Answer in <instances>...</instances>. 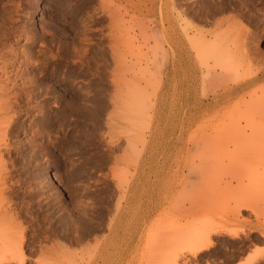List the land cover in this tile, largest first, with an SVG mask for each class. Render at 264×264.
I'll list each match as a JSON object with an SVG mask.
<instances>
[{"label": "rangeland", "instance_id": "374dc122", "mask_svg": "<svg viewBox=\"0 0 264 264\" xmlns=\"http://www.w3.org/2000/svg\"><path fill=\"white\" fill-rule=\"evenodd\" d=\"M175 1L177 4L180 2L182 5L186 4L185 6H187V3H189L191 0H185L187 3H185L184 0H182L184 3L181 0H174V3H172L171 0H0V40L2 39L0 42L3 43H0V49L1 47H4V44H6L5 47L7 46L5 50H0L3 56L6 55L5 58H7L6 62L3 59H0V78L3 80H0V86L2 83L1 87L6 86L7 88L12 83L11 85L13 87L16 81L17 83L22 82L21 86H18L21 91L22 88L25 87V85L22 86V84H25V79L28 81L35 75L36 77H39H37V79L38 81L40 80V83H42L44 90L47 85L48 88L53 90V92L50 91V93H47V95L45 94L46 96L37 95L38 97H35L27 95L33 100L30 98L28 100V97L26 96H23V99L21 98L22 100L19 101L16 110L12 111L11 113L12 115H16L15 121L19 124H17L15 126L16 129L14 128L13 130V132L16 133L14 134L12 132L10 134L11 137L9 136L12 141L17 136L19 139L16 138L15 142L17 140H19V142H16L18 145L14 142L16 147H14V145L13 147L11 146L12 149L10 152H5L3 157L4 160L7 157V159L4 161L6 163L4 165L6 168L5 170H7L5 172L6 176H4L6 177L4 180V186L10 187H6L5 189V194L9 193L8 195L2 194L0 196V205H7L10 200L12 201H10V205L8 204L9 206L7 212H1L3 218L8 214L9 215L8 217L4 218L5 221L3 220L2 222L5 223L2 225L0 224V228H2V230L6 229L7 231L14 233L15 239L12 243L13 245L22 242L24 251V255H22V257L24 258V264H160L161 262V264H170V262L174 263V261L175 264L176 262L180 264H186L188 261L186 258L189 259L191 256L186 255L187 257H185L183 254L179 255V252L175 256V253L178 250H175V252L172 251L175 248L168 240L164 241V236L162 234L166 231H174V229L176 230L180 226V223H183L185 220V218H183L185 214L184 209L186 205L188 206L193 199L202 198V196L205 198L206 194V199L209 201L210 195L213 194L211 197H213L214 203H218L217 201L219 200L214 197L215 194H220L221 196V193H223V191L220 192L221 190L232 189L234 187L233 185L238 184V181L236 182L235 180V182H233L227 188L226 183L222 181V176H220L221 179L219 178L221 180L220 184L219 180H217L219 174L224 172L222 171V169H224V166L222 165L228 167L233 163L232 159L229 158L230 161L227 159L228 153L231 150H236L237 147L238 152L241 153V150L238 146L241 148H246L251 145L258 146V148L259 146H264V135L260 136L264 134V122L263 125L259 123L262 117L261 115L264 113V105H261V107L257 106L258 104L260 105V103H262L261 101H264V87H262L264 85V77H261L252 85L244 88L243 90L241 89L238 93L224 97L219 102L215 101L216 98L214 96L216 91H223L224 87L227 85L232 86L234 83L243 82L245 79L254 76L260 70V68H264V59L260 57L256 59V56L252 55L254 52L252 51V53L250 49L252 48L253 50V46L256 47L255 45L258 44L257 47L264 51V11L262 12L260 9L259 15H254L255 18L253 15H251L252 17L247 15L249 18L246 15H240V17L239 15H236L237 10H230L231 13H229V15L226 13L224 16L214 15L213 17L208 13V15L204 13L206 11L203 10V6H205L204 3L206 0H201L202 2L200 0L199 2L198 0H194L196 3L194 2L193 4L192 2L191 5H195L197 7L199 3H202L203 5L201 6L199 4V7L201 6L202 10L197 7L195 9V11L200 10V12L198 11L200 15H198V12H194V15L189 14H193L195 6H192V12L190 11L187 13L189 15H181L180 17V13H178L180 7L178 8L176 6L175 8ZM260 2L258 4L261 6L258 4L257 5L259 8H262L264 5L261 4L263 2ZM201 12L203 13L202 15ZM248 12L253 14L254 11ZM195 13L197 15H195ZM233 14L235 16H232ZM236 16L237 18L235 19ZM238 17L239 22L237 24L236 20L238 21ZM222 18L225 22L222 21ZM215 19H218L219 21ZM240 19H242L241 22ZM231 20L235 21L232 22ZM254 32L258 35L256 36ZM247 33L254 34L255 38H258H256L258 41L252 38V34L248 35ZM223 35L226 37L224 39L222 38V40L220 37H224ZM208 36L209 38H207ZM241 36L243 37L245 41L243 42L245 44L248 42H250L248 44H251V42L254 43L255 40V45L251 44L249 46L246 44V46L244 43H241ZM248 36H250V38H248ZM238 38L240 40H237L238 42L235 41ZM196 39H207L210 40V42L213 40V42H215L217 40L215 42V46L218 44V42L219 44L216 48H219V45L221 47L223 44V47L225 46V48L228 47L230 49L229 52H231V55L235 53L233 57L230 58L232 61L236 60L234 63L235 65L232 64L233 73L227 71L229 76H225L223 73L226 74V72L222 71L221 73L220 67H218L216 71L214 69H209V67L212 68V65L206 62V58L202 59L198 54L199 52L196 51L197 48L194 47L196 46ZM218 39H221L222 43H220ZM236 43L238 44L236 45ZM240 48H242L243 51L240 52ZM39 49H41V51ZM43 49L45 52H43ZM242 52H245L246 56L245 53L243 54ZM35 53L38 54V57L41 56L39 58L40 60H38V57L35 56ZM31 54L33 57L30 56ZM113 54L116 58L112 56ZM239 54H243L245 60H243V58L241 59ZM174 55L175 61H173ZM30 57L32 60L34 59L35 63L30 59ZM200 58L203 61L202 63ZM238 59L240 61H237ZM7 61L9 63L6 65ZM4 64L7 66L6 69H4ZM115 65L117 67H115ZM1 67L4 70L2 69L1 71ZM42 67H45L46 69H43ZM236 69L238 70L236 71ZM43 70H45L44 73H42ZM234 74L236 76H234ZM115 77L118 80H116ZM236 78H240V80L237 81ZM20 79H23L24 81H21ZM7 80L12 81L9 83ZM113 82L117 83L115 85L116 88L118 86V90L115 89ZM6 83H8V85H6ZM80 90L83 92V94L86 92L84 96ZM89 91L91 94L88 96ZM77 92L78 94L80 93V96L82 95L81 98ZM51 93H53V95H51ZM116 94L124 99L121 100V98L117 97ZM131 94H136L138 102L141 103H139L141 106L138 105L135 111L136 120L133 124H130L125 118L128 110H126L127 106L123 104L124 102H127L124 100H127ZM113 95H116L114 96L115 98ZM0 97L4 98L5 96L0 95ZM44 98L46 99L45 101ZM48 98L51 100L47 101ZM113 98L114 100L118 98L119 102L118 99L113 102ZM36 99L37 102H35ZM70 100H76L77 102H71ZM20 102L22 104H20ZM38 102L42 103V106L40 103L38 104ZM116 102H118L117 106L115 105ZM35 104L38 106L40 105L39 108L43 109L39 111L40 109L37 108L38 106ZM142 104L144 105L142 106ZM249 104H252L251 107ZM24 105L26 108H28L27 105H29V108L31 109L24 108L25 110L23 111L21 107H25ZM48 105L50 107L52 106V110ZM111 105L113 106L112 109ZM115 106L120 108V111L119 109L115 108ZM235 106L236 108L234 109ZM237 106L238 110L237 112L235 111L236 113H234V110L237 109ZM246 106H248L249 109ZM45 107L49 108L50 110H46ZM245 107L247 108V112H244ZM257 107L258 111L262 110L263 112L257 113ZM250 108L255 112H253V115H251L252 111ZM17 109L19 112H17ZM98 109L100 110L99 112H97ZM30 110L32 111L29 113ZM229 110L230 112L232 111L234 115L230 114V116H232L230 117L231 119H226L225 117H228L226 114L229 112ZM241 110H243L242 114L239 113ZM38 111L39 113H42L38 114ZM112 111L114 112L112 113ZM13 112L15 113L13 114ZM104 112L106 114L110 112L109 114L113 115L110 116L107 114L108 116L106 117ZM115 112L117 114H114ZM72 113L75 114V116ZM81 113H83L82 116H79ZM84 113L87 116L84 115ZM238 113L240 116L236 115ZM246 113L248 114L246 115ZM33 114L35 115V118H33ZM65 114L66 118L63 117ZM71 114L72 116H70ZM114 115L116 117H114ZM241 115L244 116L243 120ZM112 116L115 119L117 118L116 121L118 124H121H117L119 128H115L111 124L110 125L112 128H110V125L108 127V120H110ZM117 116H120L121 119ZM233 116H235V119ZM18 117H20V119ZM47 117L51 122H49ZM81 117H83L82 120ZM220 117L222 119L224 118L225 120L221 119L220 121ZM236 117H239V122ZM64 118L65 121H63ZM44 119H47V121ZM60 119H62V121ZM105 120H107V123ZM235 120L236 124L237 122H241V126L245 123L243 126L245 131L238 133L233 129L234 137L232 139L228 138L227 140H229V142H227V140H225L227 134L225 137L223 136V132H225L227 129L223 132L221 130L231 126ZM244 120H247V122ZM27 122H29L30 125L27 124ZM256 122L259 125H257ZM59 123L63 124L64 127ZM75 124L77 127H79V130L76 126L75 128L72 126ZM67 125L68 127L71 125L70 128H68ZM66 127L68 128V131ZM33 129L39 130L34 131ZM111 129L114 132L117 131V134ZM50 131L53 133L55 132V136H53L54 134L52 135ZM22 132L24 133L22 134ZM32 132L34 134H32ZM86 132L89 136L86 135ZM235 132L237 134H235ZM30 133L34 136L33 139L36 138V144L35 141H33L34 143L30 142L32 141V136ZM42 133L44 135H42ZM78 133H80L79 137L77 135ZM220 133L222 134L223 139H220ZM226 133H228V130ZM28 134L30 136H28ZM214 134L217 136V139L223 140L227 143L216 140V136ZM233 134L231 135L233 136ZM102 135H105V137ZM110 135L111 137H109ZM133 136L135 143L133 144L134 146H131L130 139ZM211 137L213 138V142L211 139L212 143L209 142ZM258 137L261 139L255 140ZM61 138L62 141H60ZM82 138H84L83 141ZM27 139L30 143L27 141ZM53 140H55V142ZM207 140H209L208 142L213 146L208 144V142L207 144L203 143ZM65 141H67V143ZM117 141H119L118 143H122V145L118 144ZM197 141H200L201 144L198 142L197 148H195L194 146H196L195 143ZM21 142L25 144H22ZM41 142L45 147H40L42 146L40 145ZM107 142L112 144L110 145ZM223 143L224 145H222ZM116 144L118 147H121L123 151L125 150V153H123L120 148L115 146ZM108 145H110V149H113L110 150ZM113 145L114 147H112ZM199 145H201V147ZM214 145H216V148ZM219 145L222 146L220 147L222 148L223 152L220 151L221 149H218L219 147L217 146ZM64 146L67 147L65 148ZM133 147L135 149H133ZM232 147L233 149H231ZM15 148H18L20 151ZM41 148L44 149V151ZM130 148L133 149V151H131ZM209 148H211L210 150L214 148L216 150H212L215 151L212 152V154L210 151V154L208 153V155L206 153L209 151ZM225 148H227V152L225 151ZM66 150L70 152L67 153ZM218 150L219 152H217ZM29 151H32L33 154L31 155ZM41 151L43 152L41 153ZM16 153L18 154L19 158L17 157ZM25 153L28 155H25ZM8 154L10 155V159ZM254 154V161L252 162L253 165L251 164L252 166L248 167L247 169H243L245 179L241 181V184H248L247 186L249 187V192L252 190V192L255 194V197L258 196V198L262 197V199H264V156H262L261 152H257V149ZM34 155H36V157H34ZM212 155H214V157ZM29 157L33 159L30 160ZM216 157L218 159H216ZM12 158L13 161H11ZM219 158L220 160L223 159L224 162L223 160L220 161ZM42 159L44 160L42 161ZM214 159H216V162L213 161ZM233 161H235V159H233ZM10 162H13V165ZM210 162L213 165L209 166L208 164H210ZM221 162L224 164H221ZM28 163L33 164H31V166L28 165ZM207 166L210 169L214 167L212 172L210 171L211 173H213V171L215 172L216 170L219 173L220 169H218L217 166L222 167V172L219 174L214 173L216 175L213 174V177H216L213 179H216V182H218L215 185L218 184L217 187H219V189V185H221V190L218 191V188L216 190V186L213 187L214 183L211 182L214 181L210 175L211 173L208 171L210 169ZM12 167L14 169L10 170ZM190 167H195L194 170H196L197 173L200 171L198 173L200 177H198V174H196V172ZM232 168H234V170ZM232 168L226 169H230L233 172H236V170L239 169L238 167H235V165ZM113 175L116 176L114 177ZM117 176H120L123 180L122 188H120L118 185V179L116 180ZM113 177L116 181L113 179ZM7 189L14 190L15 192L10 190L12 192V194H10L11 192ZM228 190L224 192L229 194ZM93 192H95L96 195ZM41 193H47V195H43ZM207 193L210 195H207ZM120 195L122 198V212L119 215L117 222L119 233L116 236V239L110 241V244L103 255L101 257H97L94 262V255H91L93 253L90 252L94 250L91 247H95L96 238L105 237L106 235L108 236L110 234L107 228L108 226H106L108 225V222L106 224V221H109V219L105 218L106 221L102 224L100 219L97 218L99 217V206L102 207L103 204V206H106V204H112V206H114L117 198H119ZM224 195L225 194H223V196ZM4 197H6V199ZM106 197L108 198L106 199ZM216 197L219 198L218 196ZM222 197L219 198L220 202L223 201V199L227 201L226 197ZM96 199L97 201H95ZM91 201L93 202L94 206L91 204ZM100 201L102 205H100ZM225 201H223V204H227ZM209 202L205 203L206 212L203 211L205 213L199 212L196 214L194 216L195 220L197 218V221L201 220L202 217H206V215H215L218 213L224 214V212L229 213L235 209L233 205L231 207V204L229 206L227 205L225 207L223 206L219 208L218 206H215L216 203L214 204L213 202H210L214 205V210L213 208L210 210L208 207L210 205ZM261 202L258 206H256V214L249 210H242L239 220L234 219L230 223L229 226L231 229L229 230H232L231 232L241 230L242 228L244 229V231L242 229L243 232L241 231L238 236H232L228 233H222L216 236V239L214 238L216 241L215 247L212 248L210 252L207 251L208 253H205L204 258L200 259L199 263L197 264H238L257 254H262V257L253 264H264V237L261 236V233L258 230L259 226L264 227V201L262 203ZM220 204L222 205V202ZM61 205H63L65 208H62ZM80 206H82V208ZM84 207L87 209L90 207V210L86 209V213ZM15 208L17 212L14 211ZM81 209L83 211V215H81ZM57 210H60V212ZM66 210L70 211V215H68L69 213ZM15 212L18 215H16ZM92 214H94V216ZM56 215L58 217H56ZM76 215L78 217L80 216L79 219H75L77 218ZM158 215L159 217L161 215L163 219L162 222L164 223L161 221V224L160 222L151 223L150 218H156ZM14 216H17L18 219ZM86 216L89 219L91 218L92 225L87 223L88 218ZM164 216L166 218H163ZM59 217L62 220H60ZM92 218H95V220H92ZM56 219H58V223L55 222ZM240 220L243 222L240 223ZM75 221H78L79 228L76 227L78 226V223ZM81 221L83 222L80 223ZM14 223H17L16 226H14ZM4 225L5 227H2ZM53 225H55V227H53ZM60 227L63 228V233ZM91 227L93 228V231L90 230ZM77 228V232L79 231L78 233L80 236L75 232ZM56 230H59V233H57L58 231ZM72 231L74 232L72 233ZM155 231H157V233ZM69 232H71V234H69ZM88 232H90V234ZM18 233L19 241L16 239ZM97 233L99 236H97ZM102 233L104 235H102ZM156 234H159L156 236V239L158 240L153 237ZM68 235H71V237ZM72 235H74V237L75 235L76 237L78 236L77 238L80 240H78L76 237L75 238L79 242H77ZM88 235H92V237H88ZM71 238H74V241H72ZM89 238H91L90 241ZM150 239L152 241H150ZM147 240L150 241V244H147ZM164 242L170 244L164 246ZM151 243L152 247L155 248H153V252H150L151 249L148 248ZM24 245L26 246L24 247ZM172 247L173 249H170ZM170 251L172 252L171 255ZM148 252H150L152 256L151 254H149L150 257L146 256L148 255ZM176 257L178 259H176ZM12 259L10 257L8 261L4 260L3 263L0 261V264H19L20 258L14 257ZM5 261H7V263Z\"/></svg>", "mask_w": 264, "mask_h": 264}, {"label": "bare ground", "instance_id": "6f19581e", "mask_svg": "<svg viewBox=\"0 0 264 264\" xmlns=\"http://www.w3.org/2000/svg\"><path fill=\"white\" fill-rule=\"evenodd\" d=\"M128 1V0H127ZM182 1V0H181ZM185 1V0H184ZM188 1H190V0H188ZM201 1V0H200ZM263 2L264 3V0H206L205 1V3H204V5L205 6H203L202 5V3L200 4L201 6H203L204 7V11H206V12H204L206 15H210V16H213L214 17V15H225L226 13H228L227 15H229V13H231V11L230 10H237V13H236V15H250V17H252L251 15H253V17L255 18V16L254 15H259V10L260 11H264V6L262 7V8H259L258 7V3L259 2ZM171 2L172 3H174V0H171ZM176 2V1H175ZM183 2V1H182ZM192 2H193V4H194V0L192 1H190L189 3H187L186 1H185V3H187V6H185V5H182V3H180V2H178V4H177V2H176V5H175V8H176V6L179 8V12L178 13H180V17H181V15H186L188 12H192V10H191V7L193 6V5H191L192 4ZM198 2H199V0H198ZM197 2V3H198ZM202 2V1H201ZM260 2V3H261ZM184 3V2H183ZM196 3V2H195ZM263 3H261L262 5H264ZM199 4H198V7L197 6H195V8H194V10H193V14H191V13H189L190 15H194V12H200V10H202V8H201V6L199 7ZM258 4V5H257ZM173 5V4H172ZM18 6V5H17ZM193 6V7H194ZM259 6H261V5H259ZM196 7L197 8H200V10H198V11H195V9H196ZM205 7H206V9H205ZM174 8V7H173ZM193 9V8H192ZM124 11V10H123ZM126 11V10H125ZM178 11V10H177ZM228 11H230V12H228ZM248 11H254L253 12V14H251V13H249ZM199 12H198V15H200L199 14ZM123 13V12H122ZM127 13V12H126ZM126 13H125V15H126ZM208 13V14H207ZM235 13V12H234ZM189 14H187V15H189ZM203 13L201 12V15H202ZM262 14V13H261ZM5 15V14H4ZM122 15H124V14H122ZM195 15H197L196 13H195ZM263 15H264V13H263ZM232 16H235L234 14L232 15ZM110 17V16H109ZM113 17V16H112ZM241 17V16H240ZM245 17V16H244ZM248 17V16H247ZM260 17V16H259ZM226 18V17H225ZM224 18V19H225ZM229 18V17H228ZM232 18V17H231ZM237 18V16L235 17V19ZM249 18V17H248ZM257 18V17H256ZM185 19V18H184ZM233 19V18H232ZM250 19H252V18H250ZM250 19H249V21H250ZM114 20V19H113ZM215 20H218V19H215ZM221 20V19H220ZM241 20L242 19H240V22H241ZM248 20V19H247ZM255 20V19H254ZM254 20H252V21H254ZM257 20V19H256ZM259 20V19H258ZM262 20V19H261ZM219 21V20H218ZM222 21H223V18H222ZM230 21V20H229ZM232 21V20H231ZM235 20H233L232 22H234ZM223 22H225V21H223ZM222 22V23H223ZM238 22H239V17H238V21L236 20V23L238 24ZM258 22V21H257ZM260 22V21H259ZM186 23H188V22H186ZM214 23V22H213ZM220 23V22H219ZM250 23V22H249ZM113 24V23H112ZM218 24V23H217ZM228 24V23H227ZM230 24V23H229ZM233 24V23H232ZM252 24V23H251ZM225 25V24H224ZM241 25V24H240ZM114 26V25H113ZM232 26V25H231ZM227 27H230V26H227ZM233 27V26H232ZM231 27V28H232ZM16 28V27H15ZM230 28V29H231ZM240 29V28H239ZM238 29V30H239ZM17 31V30H16ZM22 31V30H21ZM223 31V30H222ZM235 31H237V30H235ZM234 31V32H235ZM224 32V31H223ZM241 32H243V31H241ZM244 33H246V32H244ZM248 34V33H247ZM249 34H252V33H249ZM248 34V35H249ZM254 34H255V32H254ZM254 34H252L253 36H254ZM16 35V34H15ZM244 35V34H243ZM256 36L258 35V34H255ZM117 36V35H116ZM198 36V35H197ZM219 36V35H218ZM221 36V35H220ZM224 36V35H223ZM251 36V35H250ZM250 36H248V38H250ZM252 36V38H254L255 40H256V38H255V36L253 37ZM226 36H224V37H220L221 39L223 38H225ZM247 37V36H246ZM262 37V36H261ZM1 38V37H0ZM116 38V37H115ZM206 38V37H205ZM207 38H209V36L207 37ZM214 38V37H213ZM218 38V37H217ZM251 38V39H252ZM211 39V38H210ZM219 40L220 41V43H222V40ZM240 39H242L241 40V43H244L245 41H244V39H243V37L241 36L240 37ZM239 38L238 39H236L235 41H237V40H240ZM247 39V38H246ZM258 39V38H257ZM2 40V39H1ZM0 40V41H1ZM5 40V39H4ZM228 40V39H227ZM254 40V43L253 42H251V44H254L255 45V42L256 41H258V40H256L255 41ZM114 41H116V40H114ZM214 41V40H213ZM210 42V40H207V39H205V40H203V39H196V41H195V44H196V46H194V47H196L197 48V52H199L198 54H199V56L202 58V59H204V58H206L207 60H206V62L207 63H210L211 65H212V68L211 67H209V69H214L215 71L217 70V68L218 67H220L221 68V73H222V71L223 72H226V74L225 73H223V75H225V76H229L228 74L229 73H227V71H230V73L232 72V69H233V65L232 64H234L235 63V61H232V59H230L231 57H233V55L235 54L234 52V54H232L231 55V52H229L230 51V49L228 48V47H226L225 48V46L223 47V44L221 45V47H220V45H219V48H216L217 47V45L219 44V42H218V44L215 46V42L217 41H215V42ZM225 41H226V39H225ZM244 41V42H243ZM248 41V40H247ZM253 41V40H252ZM41 42V41H40ZM238 42V41H237ZM1 43V42H0ZM5 43V42H4ZM28 43V42H27ZM35 43V42H34ZM42 43V42H41ZM46 43V42H45ZM224 43V42H223ZM235 43V42H234ZM234 43H233V45H234ZM248 43H250V42H248ZM248 43H246L247 45H251V44H248ZM1 44H3V43H1ZM1 44H0V46H1ZM226 44V43H225ZM232 44V43H231ZM238 43H236V45H237ZM245 44V43H244ZM245 44V45H246ZM5 45L6 44H4V47L2 48L1 47V49H4L5 50V48L7 47H5ZM29 45V44H28ZM44 45V44H43ZM194 45V44H193ZM229 45V44H228ZM232 45V46H233ZM243 45V44H242ZM246 45V46H247ZM258 45V44H257ZM257 45H255L256 47H254L253 45V50H252V48H250L251 49V52L253 53L252 55H254V56H256V59L258 58V57H260V58H262V59H264V51L263 50H261L260 48H258L257 47ZM115 46V45H114ZM227 46V45H226ZM244 46V45H243ZM249 46H248V48H249ZM245 47V46H244ZM32 48V47H31ZM46 48V47H45ZM112 48H113V46H112ZM117 48V47H116ZM255 48V49H254ZM0 49V50H1ZM111 49V48H110ZM115 49V48H114ZM232 49V48H231ZM237 49V48H236ZM245 49V48H244ZM250 49H249V51H250ZM28 50V49H27ZM40 51H41V49H39ZM113 50V49H112ZM112 50H111V53H112ZM118 50V49H117ZM199 50V51H198ZM25 51V50H24ZM37 51H38V49H37ZM232 51V50H231ZM234 51V50H233ZM241 51H243L242 50V48H240V52ZM248 51V52H249ZM2 52H3V50H2ZM6 52V51H5ZM43 52H45L44 51V49H43ZM116 52V51H115ZM247 52V53H248ZM7 53H8V51H7ZM30 53H32V52H30ZM243 54L245 53V52H242ZM5 54V53H4ZM32 54H34V53H32ZM30 55V56H32L33 57V55ZM38 54H39V52H38ZM38 54H36L35 53V56H37ZM198 54H197V56H198ZM243 54H239L240 56H241V59L243 58V60H245L244 58V56H243ZM249 54V53H248ZM251 54V53H250ZM40 55V54H39ZM6 56V55H5ZM5 56H3V54L0 52V59H3L5 62H6V60H7V58H5ZM9 56V55H8ZM26 56V55H25ZM34 56V57H35ZM112 56H114V54L112 55ZM198 56V57H199ZM237 56H238V54H237ZM243 56V57H242ZM245 56H246V53H245ZM253 56V57H254ZM38 57V56H37ZM41 57V56H40ZM40 57H38V60H40L39 58ZM46 57V56H45ZM51 57V56H50ZM115 57V56H114ZM250 57V56H249ZM42 58H44V57H42ZM116 58V57H115ZM200 58V59H201ZM30 59L32 60V58L30 57ZM119 59V58H118ZM202 59L200 60L201 61V63L203 62L202 61ZM239 59H240V57H239ZM237 60V61H240V60ZM36 60H37V58H36ZM43 60V59H42ZM48 60V59H47ZM51 60V59H50ZM261 60V59H260ZM2 61V60H1ZM11 61H12V59H11ZM32 61H34V59L32 60ZM122 61V60H121ZM173 61H175V55H174V57H173ZM242 61V60H241ZM15 62V61H14ZM36 62H38V61H36ZM44 62H45V60H44ZM48 62V61H47ZM118 62H120V61H118ZM118 62H115V63H118ZM2 63V62H1ZM9 62L7 61V63H6V65L8 64ZM34 63H35V61H34ZM40 63V62H39ZM46 63V62H45ZM204 63H205V61H204ZM244 63V62H243ZM264 63V62H263ZM242 64V63H241ZM5 64H4V69H6L7 68V66H6ZM38 65V64H37ZM207 65H209V64H207ZM235 65V64H234ZM6 66V67H5ZM35 66V65H34ZM237 66V65H236ZM238 66H239V64H238ZM243 66V65H242ZM115 67H117L116 65H115ZM119 67H120V65H119ZM241 67V66H240ZM262 67V66H261ZM34 68V67H33ZM43 69L45 68V67H42ZM236 68V67H235ZM239 68V67H238ZM2 67H1V71H2ZM3 69V70H4ZM46 69V68H45ZM115 69V68H114ZM42 70V69H41ZM40 70V71H41ZM238 69H236V71H237ZM44 71L45 70H43V72L42 73H44ZM5 72H6V70H5ZM5 72H3V73H5ZM239 72H240V70H239ZM238 72V73H239ZM2 73V74H3ZM9 73V72H8ZM39 73V72H38ZM233 73V72H232ZM236 73V72H235ZM112 74V73H111ZM115 74V73H114ZM233 75V74H232ZM234 76H236L235 74H234ZM1 77V76H0ZM3 77V76H2ZM7 77H8V74H7ZM38 77V76H37ZM37 77L34 75V77H31L32 79H29L28 81H26L27 79H25V81H24V83L25 84H22V86H24L25 85V87H23L22 88V90L20 91V89L18 88V86H21V83H17V81L15 82V84L13 85V87H12V83H11V81H9V80H7L9 83H11L10 85H11V87H10V85L8 86V87H10V88H6V86H4V87H1L2 86V83H1V86H0V95L2 96V95H4L5 97L4 98H1L0 97V196L2 195V194H5L6 193V187H10V186H4V184H5V178L6 177H4V176H6L5 175V172L7 171V170H5L6 168H5V160L7 159V157L5 158V160H4V155H5V152H10V150L12 149V147H13V145H14V147H16L15 146V143L16 142H19V140H17L16 142H15V139L17 138V136H16V138H14V140L12 141V139L10 138L11 136H10V134L13 132V130H14V128H15V126L17 125V124H19V123H17L16 121H15V119H16V115L14 114L15 112H13V114L14 115H12L11 113H12V111H14V110H16V107L18 106V104H19V101L20 100H22L23 98V96H26V97H28L27 95H31V96H37V95H44V96H46L47 95V93H50V91H52L53 92V90H51V88H48V85H47V87L45 88V90H44V87H42V83H40V80L38 81V79H37ZM41 77V76H40ZM117 77V76H116ZM115 77V78H116ZM238 77V76H237ZM241 77V76H240ZM261 77H264V68H260V70L254 75V76H252L251 78H248V79H245L243 82H238V83H234V85H232V86H228L227 84V86L226 87H224V89H223V91L221 90V91H216V93H215V101L216 102H219L221 99H223L224 97H226V96H231L232 94H234V93H238L241 89L243 90L244 88H246V87H248V86H250V85H252L254 82H256L258 79H260ZM10 78V77H9ZM30 78V77H29ZM39 78V77H38ZM120 78V77H119ZM6 79V78H5ZM5 79H4V81H5ZM16 79V78H15ZM41 79V78H40ZM114 79V78H113ZM234 79V78H233ZM237 79V78H236ZM0 80L1 81H3L1 78H0ZM21 80V79H20ZM21 80V81H22ZM75 80V79H74ZM116 80H118L117 78H116ZM238 80H240V78L239 79H237V81ZM83 81V80H82ZM120 81V80H119ZM42 82V81H41ZM75 82V81H74ZM96 82V81H95ZM13 83H14V80H13ZM43 83H44V81H43ZM86 83V82H85ZM114 83V85L115 84H117V83H115V82H113ZM17 84H19V85H17ZM26 84H27V86H26ZM6 85H8V83H6ZM43 85H45V84H43ZM52 87V86H51ZM54 87V86H53ZM75 87V86H74ZM115 87V89H117L118 88V86H117V88H116V85L114 86ZM262 87H264V85L262 86ZM18 88V89H17ZM21 88V87H20ZM57 89V88H56ZM102 89V88H101ZM128 89V88H127ZM91 90V89H90ZM118 90V89H117ZM116 90V91H117ZM81 91V90H80ZM115 91V92H116ZM131 91V90H130ZM59 92V91H58ZM76 92V91H75ZM79 92V91H78ZM78 92H77V94H78ZM131 92H133V91H131ZM61 93V92H60ZM81 93L83 94V92L81 91ZM86 93V92H85ZM84 93V94H85ZM88 93V92H87ZM114 93V92H113ZM120 93V92H119ZM134 93V92H133ZM46 94V95H45ZM55 94V93H54ZM80 94V93H79ZM78 94V95H79ZM84 94H83V96H84ZM91 93H90V91H89V94H88V96L90 95ZM115 94V93H114ZM51 95H53V93H51ZM63 95V94H62ZM77 95V96H78ZM110 95H112V94H110ZM117 95V97H120V96H118V94H116ZM116 95H113V97L114 96H116ZM43 96V97H44ZM76 96V97H77ZM82 96V95H81ZM81 96L79 95V97L81 98ZM86 96V95H85ZM38 97V96H37ZM51 97V96H50ZM54 97H56V96H54ZM92 97V96H91ZM93 97H94V95H93ZM97 97V96H96ZM111 97V96H110ZM127 97V96H126ZM22 98V99H21ZM29 98L30 97H28V100H29ZM34 98V97H33ZM40 98V97H39ZM85 98V97H84ZM84 98H83V100H84ZM115 98V97H114ZM114 98H113V102L114 101H116L118 98H116V100H114ZM121 98V97H120ZM25 99V98H24ZM30 99H32V98H30ZM35 99V98H34ZM38 99V98H37ZM37 99H36V101L35 102H37ZM63 99V98H62ZM61 99V100H62ZM67 99V98H66ZM72 99V98H71ZM75 99V98H74ZM86 99V98H85ZM88 100H90L89 98H87ZM91 99H94V98H91ZM124 99V98H123ZM122 98H121V100H123ZM27 100V99H26ZM33 100V99H32ZM38 100H40V99H38ZM46 99L44 98V101H45ZM51 100V99H50ZM49 100V98H48V100L47 101H50ZM82 100V101H83ZM104 100V99H103ZM225 100V99H224ZM24 101V100H23ZM53 101V100H52ZM59 101V100H58ZM57 101V102H58ZM71 101V100H70ZM70 101H69V103H70ZM73 101V100H72ZM71 101V102H72ZM76 101V100H75ZM75 101H73V102H75ZM80 101V100H79ZM124 101H127V102H124ZM122 103L123 104H125L126 106H127V109L126 110H128V113H127V115H126V119L129 121V123L130 124H133L134 122H135V120H136V109H137V106L139 105V106H141L140 104V102H138V98H137V96H136V94H131V95H129V97L127 98V100L125 99ZM22 102V101H21ZM20 102V104H22ZM28 102V101H27ZM41 102V101H40ZM40 102H38V104L40 103ZM77 102V101H76ZM84 102H85V100H84ZM83 102V103H84ZM91 102H92V100H91ZM118 102H119V99H118ZM118 102H116V106H117V103ZM262 103H260V105L258 104L257 106L258 107H261V105L263 106L264 104H263V102L264 101H261ZM34 103V102H33ZM32 103V104H33ZM82 103V102H81ZM87 103V102H86ZM100 103V102H99ZM140 103V104H139ZM24 104V103H23ZM31 104V103H30ZM41 104V106H42V103H40ZM44 104V103H43ZM52 104H53V102H52ZM121 104V103H120ZM119 104V105H120ZM35 105H37V104H35ZM50 105V104H49ZM48 105V106H49ZM55 105H56V103H55ZM58 105V104H57ZM84 105H86V104H84ZM87 105H88V103H87ZM114 105V104H113ZM144 104H142V106H143ZM250 105V107H251V105L252 104H249ZM248 105V106H249ZM25 106V105H24ZM28 106V108H26V106L25 107H21V109H23V111L25 110V109H31V108H29V105H27ZM38 106V105H37ZM40 106V105H39ZM39 106L37 107V108H39ZM78 106V105H77ZM90 106V105H89ZM115 106V108H117ZM248 106H246V107H248ZM33 107V106H32ZM50 107V106H49ZM52 107V106H51ZM51 107H50V109H51ZM56 107V106H55ZM74 107V106H73ZM88 107V106H87ZM95 107V106H94ZM112 105H111V109H112ZM245 107V111L244 112H247L246 111V108ZM258 107L256 108V110H257V113H261V112H263L262 110L261 111H258ZM264 107V106H263ZM20 108V107H19ZM25 108V109H24ZM36 108V107H35ZM46 108V107H45ZM69 108V107H68ZM89 108V107H88ZM236 108V106L234 107V109ZM242 108V107H241ZM21 109H20V111H21ZM40 110L39 111H41L42 109L41 108H39ZM47 109H49V108H46V110ZM49 109V110H50ZM57 109V108H56ZM55 109V110H56ZM75 109H76V105H75ZM83 109H84V107H83ZM91 109V108H90ZM114 109V108H113ZM117 109H119V111H120V108H117ZM141 109V108H140ZM232 109V108H231ZM230 109V110H231ZM248 109H249V107H248ZM251 109V108H250ZM262 109V108H261ZM18 110V109H17ZM52 110V109H51ZM54 110V109H53ZM74 110V109H73ZM85 110H86V106H85ZM89 110V109H88ZM102 110V109H101ZM116 110V109H115ZM230 110H229V112L226 114V115H228V117L226 116L225 118L226 119H231L230 117H232V116H230V114L232 115L233 114V112L231 111L230 112ZM237 110H238V106H237V109L236 110H234V113H236L237 112ZM255 110V111H256ZM28 111V110H27ZM32 110H30L29 111V113L31 112ZM39 111H38V114H41L42 112H40L39 113ZM59 111H61V110H59ZM58 111V112H59ZM80 111V110H79ZM83 111V110H82ZM100 110L98 109L97 110V112H99ZM236 111V112H235ZM251 111H252V114L251 115H253L255 112L253 111V109H251ZM17 112H19V110L17 111ZM22 112V111H21ZM36 112V111H35ZM46 112H48V111H46ZM69 112V111H68ZM71 112H73V111H71ZM70 112V113H71ZM81 112V111H80ZM80 112H78V113H80ZM85 112V111H84ZM96 112V111H95ZM114 111H112V113H113ZM239 112V111H238ZM242 112H243V110H241V112H239V113H241L242 114ZM254 112V113H253ZM49 113V112H48ZM51 113V112H50ZM54 113H55V111H54ZM69 113V114H70ZM87 113V112H86ZM103 113V112H102ZM105 113V112H104ZM110 113V112H109ZM109 113H107V114H109ZM126 113V112H125ZM236 114L237 116H240V114ZM27 114V113H26ZM36 114H37V112H36ZM59 114H60V112H59ZM58 114V115H59ZM73 114V113H72ZM72 114L70 115V116H72ZM77 114V113H76ZM82 114L83 113H81V115H79V116H82ZM95 114V113H94ZM97 114V113H96ZM106 114V113H105ZM106 114V117L108 116ZM114 114H117L116 112L114 113ZM244 114V113H243ZM248 113H246V115H247ZM264 114V113H263ZM258 115V116H260L261 117V120H260V124H262L263 125V122H264V115ZM17 115L19 116V114L17 113ZM32 115V114H31ZM45 115V114H44ZM48 115V114H47ZM56 115H57V113H56ZM74 116H75V114H73ZM84 115H86L85 113H84ZM110 116L111 115H113V114H109ZM234 115V114H233ZM235 115V116H236ZM245 115V116H246ZM257 115V114H256ZM30 116V115H29ZM38 116V115H37ZM36 116V117H37ZM43 116V115H42ZM77 116H78V114H77ZM87 116V115H86ZM120 116H123V115H120ZM119 116V117H120ZM235 116H233V118L235 117ZM242 116V115H241ZM27 117V116H26ZM60 117V116H59ZM63 117H65L66 118V114H65V116H63ZM101 117V116H100ZM114 117H116L115 115H114ZM118 117V116H117ZM118 117V118H119ZM19 119H20V117H18ZM32 118V117H31ZM33 118H35V115L33 114ZM38 118V117H37ZM43 118V117H42ZM46 118V117H45ZM48 118V117H47ZM53 118V117H52ZM58 118V117H57ZM65 118H64V120L63 121H65ZM82 118L83 117H81V120H82ZM112 118H113V116H112ZM110 119V120H108L109 122V124L107 123V120H105L106 121V123H107V125H108V127H109V125L111 124L113 127H117V128H119L118 126H117V124H118V122L116 121V119L115 118H113V119ZM237 118V120H238V122H239V117H236ZM241 118V117H240ZM243 118H244V116H242V120H243ZM247 118V117H246ZM51 119V118H50ZM68 119V118H67ZM120 119H121V117H120ZM221 117H220V121H221ZM224 119V118H223ZM222 119V120H223ZM235 119V118H234ZM248 119H250V118H248ZM247 119V120H248ZM21 120H22V118H21ZM28 120V119H27ZM44 120H46L47 121V119H44ZM48 120H49V118H48ZM61 121H62V119H60ZM72 120H73V118H72ZM225 120V119H224ZM247 120H244V121H246L247 122ZM19 121V120H18ZM26 121V120H25ZM38 121V120H37ZM40 121H42V120H40ZM54 121V120H53ZM52 121V122H53ZM57 121V120H56ZM58 121H59V119H58ZM70 121H71V119H70ZM240 121H241V119H240ZM258 121V120H257ZM35 122V121H34ZM39 122V121H38ZM49 122H51L50 120H49ZM68 122V121H67ZM75 122V121H74ZM218 122V121H217ZM237 122V124H236V120L231 124V126H229V127H227V128H225L224 130L222 129L221 131L223 132V131H225L226 129L228 130V133H226V131L225 132H223L224 133V137L226 136V134H227V137H225L224 139L225 140H227L228 138H230V139H232L233 137H234V131H233V129L236 131V132H243V131H245V128H243V126L245 125V123H244V125H240V123H238ZM41 123H43V122H41ZM64 123V122H63ZM257 123V122H256ZM26 124V123H25ZM27 124H29V122H27ZM32 124V123H31ZM44 124V123H43ZM47 124V123H46ZM45 124V125H46ZM59 124H61V123H59ZM68 124V123H67ZM70 124V123H69ZM77 124V123H76ZM76 124L75 125H72V126H74V128H75V126H76ZM141 124V123H140ZM30 125V124H29ZM54 125H55V122H54ZM62 126H63V124H61ZM66 125V124H65ZM111 125H110V128H112L111 127ZM118 125H121V124H118ZM123 125V124H122ZM143 125V124H142ZM240 125V126H239ZM257 125H259L258 123H257ZM22 126V125H21ZM26 126H28V125H26ZM33 126V125H32ZM48 126V125H47ZM52 126V125H51ZM58 126H60V125H58ZM70 126L71 125H69V127H68V125H67V127L68 128H70ZM81 126V125H80ZM233 126V127H232ZM29 127V126H28ZM31 127V126H30ZM34 127V126H33ZM36 127H38V126H36ZM45 127V126H44ZM64 127V126H63ZM66 127V128H67ZM77 127V126H76ZM83 127V126H82ZM21 128V127H20ZM19 128V129H20ZM22 128H23V126H22ZM26 128V127H25ZM32 128V127H31ZM35 128V127H34ZM46 128V127H45ZM50 129H52L51 127H49ZM68 128H67V131H68ZM78 128V130H79V127H77ZM109 128V129H110ZM114 128V129H115ZM230 128H232V129H229ZM16 129V128H15ZM27 129V128H26ZM30 129V128H29ZM41 129V128H40ZM47 129V128H46ZM73 129V128H72ZM93 129V128H92ZM34 130V129H33ZM33 130H31V131H33ZM37 131L39 130V129H36ZM36 130H34V131H36ZM65 130V129H64ZM75 130H77V129H75ZM81 130V129H80ZM82 130H85V129H82ZM112 130V129H111ZM110 130V131H111ZM16 131V130H15ZM25 131V130H24ZM27 131H30V130H27ZM43 131V130H42ZM45 131H47V130H45ZM53 131V130H52ZM52 131H50L51 132V134L53 135V136H55V132L53 133ZM74 131V130H73ZM72 131V132H73ZM108 131V130H107ZM109 131V132H110ZM113 131V130H112ZM123 131V130H122ZM126 131V130H125ZM229 131H231V132H229ZM18 132V131H17ZM41 132V131H40ZM39 132V133H40ZM60 132V131H59ZM61 132H64V131H61ZM80 132V131H79ZM114 132V131H113ZM129 132V131H128ZM127 132V133H128ZM235 132V134H237ZM14 134L16 133V132H13ZM24 132H22V134H23ZM66 133V132H65ZM70 133V132H69ZM85 133V132H84ZM114 133H116L117 134V131H115ZM230 133V134H229ZM14 134H13V136H14ZM21 134V135H22ZM31 134V133H30ZM32 134H34L33 132H32ZM31 134V136H32V141H30V142H33V141H35L36 140V138L35 139H33V135ZM38 134V133H37ZM36 134V135H37ZM50 134V133H49ZM79 134L80 133H78L77 135H78V137H79ZM104 134V133H103ZM105 134H106V132H105ZM119 134V133H118ZM125 134V133H124ZM221 134V133H220ZM219 134V137H220V139H223V136H222V134L220 135ZM231 134H233V136L231 135ZM17 135V134H16ZM42 135H44L43 133H42ZM48 135V134H47ZM51 135V136H52ZM57 135V134H56ZM86 135H87V132H86ZM107 135H109V134H107ZM115 135V134H114ZM120 135V134H119ZM215 135V134H214ZM229 135V136H228ZM231 135V136H230ZM264 134H262V135H260V136H263ZM10 136V137H9ZM12 136V137H13ZM19 136V135H18ZM28 136H30L29 134H28ZM75 136H76V134H75ZM87 136H89V135H87ZM103 136V135H102ZM216 136V135H215ZM214 136V137H215ZM259 136V137H260ZM21 137V136H20ZM23 137V136H22ZM37 137V136H36ZM50 137V136H49ZM49 137H47V138H49ZM58 137V136H57ZM60 137V136H59ZM67 137H69V136H67ZM77 137V136H76ZM82 137V136H81ZM80 137V138H81ZM103 137H105V135L103 136ZM109 137H111V135L109 136ZM114 137V136H113ZM256 138L255 140H260L261 138ZM41 138V137H40ZM53 138V137H52ZM89 138V137H88ZM17 139H19V138H17ZM20 139H23V138H20ZM28 139H29V137H28ZM27 139V141L29 142V140ZM38 139V138H37ZM57 139V138H56ZM60 139V138H59ZM64 139V138H63ZM69 139V138H68ZM73 139V138H72ZM83 139L84 138H82V141H83ZM106 139V138H105ZM109 139H111V138H109ZM116 139V138H115ZM125 139V138H124ZM211 139H212V142H213V138L211 137L209 140H207V141H204L203 143L204 144H207V142L209 141V142H211ZM215 139L216 140H220V139H217V136L215 137ZM215 139H214V141H215ZM25 140H26V137H25ZM42 140V139H41ZM49 140V139H48ZM52 140V139H51ZM89 140V139H88ZM87 140V141H88ZM21 141V140H20ZM26 141V142H27ZM45 141V140H44ZM54 142H55V140H53ZM60 141H62V138H61V140ZM68 141V140H67ZM67 141H65L66 143H67ZM77 141V140H76ZM85 141H86V139H85ZM100 141V140H99ZM120 141V140H119ZM119 141H117V143L119 142ZM128 141V140H127ZM220 141H223V140H220ZM219 141V142H220ZM15 142V143H14ZM23 142V141H22ZM21 142V143H22ZM29 142V143H30ZM37 142H38V140H37ZM51 142V141H50ZM53 142V143H54ZM69 142V141H68ZM72 142V141H71ZM121 142V141H120ZM198 142H200V141H197L195 144H196V146H194L195 148H197V144H198ZM206 142V143H205ZM208 142V144H210ZM211 142V143H212ZM223 142H225V141H223ZM227 142H229V140H227ZM227 142H225V143H227ZM14 143V144H13ZM28 143V144H29ZM34 143V142H33ZM32 143V144H33ZM48 143V142H47ZM63 143H64V141H63ZM81 143V142H80ZM108 144H110L109 142H107ZM135 142H134V136L130 139V144H131V146L134 144ZM221 143V142H220ZM219 143V144H220ZM17 144V143H16ZM22 144H25V143H22ZM35 144H36V141H35ZM46 144V143H45ZM49 144V143H48ZM65 144V143H64ZM74 144V143H73ZM105 144V143H104ZM112 144V143H111ZM110 144V145H111ZM114 144V143H113ZM118 144H121L122 145V143H118ZM126 144V143H125ZM194 144V145H195ZM200 144H201V142H200ZM18 145V144H17ZM31 145V144H30ZM29 145V146H30ZM34 145V144H33ZM40 145H42V142L40 143ZM39 145V146H40ZM44 145V144H43ZM40 146V147H45V146ZM69 145H70V143H69ZM110 145H108V147L110 146ZM120 145V146H121ZM127 145V144H126ZM203 145V144H202ZM211 146H213L212 144H210ZM217 145V144H216ZM216 145H214V147L216 148ZM222 145H224V143L222 144ZM12 146V147H11ZM76 146H77V144H76ZM75 146V147H76ZM79 146V145H78ZM81 146V145H80ZM115 146H117V144L115 145ZM134 146V145H133ZM137 146V145H136ZM200 147H201V145H199ZM221 145H219V146H217V147H219L218 149H221L220 151H222V146L220 147ZM30 147H32V146H30ZM65 147V146H64ZM67 147V146H66ZM65 147V148H66ZM70 147V146H69ZM68 147V148H69ZM112 147H114V145L112 146ZM118 147V146H117ZM124 147H125V145H124ZM199 147V148H200ZM226 147H228V146H226ZM239 148H240V150H241V153H239L238 152V150H237V147H236V150H234L233 149V147L231 148V149H233V150H231L229 153H228V156H227V159H232V162H230V163H232L230 166H228V167H226L225 165H222V166H224L223 168L225 169H222V171H224V172H222L221 171V168L222 167H218L217 166V168L218 169H220L219 171L220 172H222V173H218V171L216 170V167H215V170L217 171H213V173H211L212 172V169H214V167L212 168V169H210L208 166V168L210 169V170H208L210 173V175H211V177H212V180L214 181V182H211V183H214V185H213V187H215L216 186V190H217V188H218V191L219 190H221V185H219L220 186V189H219V187H217L218 186V184L217 185H215L216 183H218V182H216V179L214 180L213 178H216V177H213V174L214 173H216V174H219V177H218V175H217V177H218V179L217 180H219V184H220V182H221V177L220 176H222V181L223 182H225L226 183V185H227V188H228V186H230L233 182H235V180H236V182L238 181V184H235V185H233L234 187L232 188V189H227L229 192V194H227L226 192H224V191H227V190H221L220 192H222L223 191V193H221V196H220V194H215L214 195V197L217 199V200H219V201H217L218 203H214V199H213V197H211V196H213V194L212 195H210V194H208L207 193V195H210V198H209V201L212 203H214L215 204V206H218L219 208L220 207H225V206H229L230 204H231V207H232V205L235 207V209H234V207H233V209H234V211H231V212H229V213H226V212H224V214H213V215H206V217H202V219L201 220H198L197 221V219L195 220L194 218V216L196 215V214H198L199 212H203V211H205V209H206V204L205 203H208L209 201H208V199H206L207 198V196H206V194H205V198H203V196H202V198H196V199H193L191 202H190V204L187 206L186 205V207H185V209H184V207H183V209L185 210V214H184V217L183 218H185V220L183 221V223H180V226L175 230L174 229V231H166V232H162L163 234V236H164V241L165 240H168L170 243H171V245L175 248L174 250H172V251H174L175 252V250H178V251H176V253H175V256L177 255V253L180 255V254H183L185 257H187L188 255L189 256H191L189 259L188 258H186L188 261H187V263L186 264H197V263H199V260L200 259H202V258H204V255H205V253H208L207 251H211V249L212 248H214L215 247V245H216V241H215V237L216 236H218V235H220V234H222V233H228V234H231L232 236H238L239 234H240V232L242 231V229L241 230H237V228H236V230L237 231H233V232H231L232 230H229V229H231V227L229 226L230 225V223L232 222V220H239V216H240V214H241V212H242V210H249V211H252V213L254 212H256V206H258L259 205V203L261 202V200H262V202L264 201V199H262V197H260V198H258V196L257 197H255V194L252 192V190H251V188H250V190H251V192H252V194H251V192H249V187L247 186L248 184H245L244 185V183H242L241 184V181L242 180H244L245 179V174H244V170L243 169H247L248 167H250V166H252L253 164H252V162L254 161V152L256 151V149H257V152H261V154H262V156H264V146L262 147H260L259 146V148H258V146H253V145H251V146H248V147H246V148H244V147H240V146H238ZM20 148H22V147H20ZM24 148H25V146H24ZM34 148V147H33ZM47 148V147H46ZM79 148V147H78ZM118 148H120L121 149V147H118ZM118 148H116V149H118ZM212 149V150H216V149ZM238 148V149H239ZM15 149H18V148H15ZM29 149V148H28ZM42 149V148H41ZM49 149H51V148H49ZM48 149V150H49ZM72 149V148H71ZM106 149H108V148H106ZM109 149H110V147H109ZM113 149V148H112ZM112 149H110V150H112ZM128 149H129V146H128ZM127 149V150H128ZM131 149V148H130ZM133 149H135L134 147H133ZM133 149H131V151H133ZM138 149H139V146H138ZM211 148H209L207 151V153L206 154H208L210 151H211V154H212V152H215V151H212V150H210ZM229 149V148H228ZM19 150V149H18ZM23 150V149H22ZM25 150V149H24ZM27 150V149H26ZM34 150V149H33ZM36 150V149H35ZM39 150V149H38ZM37 150V151H38ZM43 151H44V149H42ZM47 150V149H46ZM68 150V149H67ZM66 150V151H67ZM70 150V149H69ZM109 150V151H110ZM122 151H123V149H121ZM224 150V149H223ZM13 151H14V149H13ZM20 151V150H19ZM43 151H41V153L43 152ZM114 151V150H113ZM112 151V152H113ZM130 151V152H131ZM135 151V150H134ZM225 151L227 152V148H225ZM8 152V153H9ZM12 152V151H11ZM30 153H31V155L33 154L32 153V151H29ZM46 152V151H45ZM70 152V151H69ZM68 151H67V153H69ZM138 152V151H137ZM217 152H219V150L217 151ZM223 152V151H222ZM13 153V152H12ZM36 153V152H35ZM123 153H125V150L123 151ZM225 153V152H224ZM17 154V153H16ZM20 154V153H19ZM37 154V153H36ZM44 154V153H43ZM134 154V153H133ZM210 154V153H209ZM208 154V155H209ZM9 155V154H8ZM15 155V154H14ZM25 155H28V154H26L25 153ZM30 155V156H31ZM38 155H39V153H38ZM37 155V156H38ZM69 155V154H68ZM16 156V155H15ZM20 156V155H19ZM24 156V155H23ZM45 156V155H44ZM118 156V155H117ZM213 157H214V155H212ZM9 157V159H10V155L8 156ZM13 157V156H12ZM17 157H18V154H17ZM22 157V156H21ZM34 157H36V155H34ZM41 157V156H40ZM19 158V157H18ZM45 158V157H44ZM192 158V157H191ZM221 158H223V157H221ZM226 158V157H225ZM21 159V158H20ZM24 159H25V157H24ZM23 159V160H24ZM27 159V158H26ZM29 159L30 160H32L31 159V157H29ZM28 159V160H29ZM47 159V158H46ZM119 159V158H118ZM188 159H190V158H188ZM187 159V160H188ZM193 159V158H192ZM192 159H191V161H192ZM216 159H218L217 157H216ZM216 159H214L213 161H215ZM224 159V158H223ZM223 159H221V160H223ZM230 159H229V161H230ZM233 159H235V161H233ZM44 159H42V161H43ZM186 160V161H187ZM219 160H220V158H219ZM220 160V161H221ZM7 161H9V160H7ZM11 161H13V158L11 159ZM25 161V160H24ZM191 161H190V163H191ZM213 161H211V162H213ZM218 161V160H217ZM220 161H219V164H220ZM15 162V161H14ZM21 162V161H20ZM37 162V161H36ZM36 162H35V164H36ZM119 162V161H118ZM211 162H210V164H208L209 166H211V165H213V164H211ZM216 162V161H215ZM223 162H224V160H223ZM9 163V162H8ZM11 163V162H10ZM13 163V162H12ZM11 163V164H12ZM24 163H26V162H24ZM218 163V162H217ZM226 163H228V162H226ZM225 163V164H226ZM31 164H33V163H31ZM31 164H29L28 163V165H31ZM215 164V163H214ZM219 164H217V165H219ZM221 164H224V163H222L221 162ZM252 164V165H251ZM8 165V164H7ZM6 165V166H7ZM13 165V164H12ZM15 165H16V163H15ZM235 165V167H238L239 169H242V170H236V172L234 171H231L230 169V171L229 170H227L228 168H232L233 166ZM32 166V165H31ZM219 166H221V165H219ZM15 167V166H14ZM206 167V166H205ZM8 168H9V166H8ZM7 168V169H8ZM190 168H192V167H190ZM194 168L195 167H193L192 169L194 170ZM227 168V169H226ZM13 170L14 168L12 167V168H10V170ZM197 169V168H196ZM233 170H234V168H232ZM5 170V171H4ZM192 170V171H193ZM199 170V169H198ZM207 170V169H206ZM195 172H196V174H198L197 173V171L196 170H194ZM193 171V172H194ZM228 171H229V173H228ZM3 172H4V175H3ZM12 172V171H11ZM14 172V171H13ZM16 172V171H15ZM233 172V173H232ZM228 173V174H227ZM7 174V173H6ZM216 174H214V175H216ZM224 176H223V175ZM227 174V175H226ZM9 175V174H8ZM12 175H13V173H12ZM114 177L116 176V175H113ZM8 177V176H7ZM11 177V176H10ZM16 177V176H15ZM31 177V176H30ZM113 177V179L115 180V178ZM198 177H200L199 176V174H198ZM210 177V178H211ZM9 178V177H8ZM12 178V177H11ZM220 178V179H219ZM118 179V180H117ZM209 179V178H208ZM7 180V179H6ZM9 180H11V179H9ZM13 180V179H12ZM18 180V179H17ZM112 180V179H111ZM116 180L118 181V185L120 186V188H122V183H123V180H122V178L120 177V176H117V178H116ZM115 180V181H116ZM23 181V180H22ZM208 181V180H207ZM10 182V181H9ZM11 183H13V182H11ZM11 183H9V184H11ZM14 183H15V181H14ZM27 183V182H26ZM47 183V182H46ZM8 184V183H7ZM42 184V183H41ZM15 185V184H14ZM4 186V187H3ZM42 186V185H41ZM47 186V185H46ZM223 186V185H222ZM12 187V186H11ZM43 187V186H42ZM247 187H248V189H247ZM14 189V188H13ZM8 190V189H7ZM11 190V189H10ZM10 190H8V191H10ZM16 190V189H15ZM248 190V191H247ZM11 191H14V190H11ZM10 191V192H11ZM15 192V191H14ZM8 193V192H7ZM94 194H95V192H93ZM9 194V193H8ZM8 194H5V195H8ZM10 194H12V192L10 193ZM41 194H46L47 195V193H41ZM201 194V193H200ZM223 194H225L224 196H223ZM92 195V194H91ZM96 195V194H95ZM227 195H228V197H227ZM10 196V195H9ZM216 196H220L219 198H221L222 196V198H224V197H226L227 198V201H225L224 199H223V201H225V203H227V204H223L224 202L223 201H221L222 202V205L220 204L221 202H220V199L219 198H217ZM263 196V195H262ZM91 197V196H90ZM94 197V196H93ZM5 199H6V197H4ZM14 198V197H13ZM45 198H47V197H45ZM104 198V197H103ZM103 198H101V199H103ZM108 197H106V199H107ZM264 198V197H263ZM2 199V198H1ZM4 199V200H5ZM95 199V198H94ZM99 199V198H98ZM100 199V200H101ZM215 199V200H216ZM3 200V201H4ZM208 202H207V201ZM213 200V201H212ZM222 200V199H221ZM2 201V200H1ZM7 201V200H6ZM10 201H12V200H10ZM10 201H9V205H10ZM49 201V200H48ZM51 201V200H50ZM92 201H93V199H92ZM91 201V204L93 205V202ZM95 201H97V199L95 200ZM105 201V200H104ZM8 202V201H7ZM14 202V201H13ZM40 202V201H39ZM209 202V203H210ZM220 202V203H219ZM261 202V203H262ZM6 203V202H5ZM100 203H101V201H100ZM103 203H105V202H103ZM210 203V205L209 204H207V205H209L208 207H209V209L210 210H212L211 208H213L214 207V205L213 204H211ZM4 205V204H1L0 205V224L2 225V224H4L2 221L4 220V218H6V217H8V215L6 216V217H4L3 218V216L1 215V212H3V213H6L7 212V209H8V206L9 205ZM11 204H14V203H11ZM42 204H43V202H42ZM88 204H89V202H88ZM220 204V205H219ZM41 205V204H40ZM84 205V204H83ZM85 205H87V204H85ZM91 205V206H92ZM96 205V204H95ZM100 205H102V203L100 204ZM104 205V204H103ZM102 205V207H100L99 206V211H98V213H99V217H97L98 219H100V222L103 224L106 220H105V218L107 219H109V221H106V224H107V222H108V225H106V226H108L107 228H108V230H109V232H110V234L107 236H105V237H100V238H96V245H95V247H91V245H90V247L91 248H93L94 250L92 251V252H90V253H93V254H91V255H94V262H95V260L97 259V257H101L102 255H103V253L105 252V250L107 249V247H108V245L110 244V241L111 240H114V239H116V236L118 235V227H117V222H118V219H119V215L121 214V212H122V198H121V195L119 196V198H117V201H116V203H115V205L114 206H112V204L110 205H107L106 204V206H103ZM211 205H213V206H211ZM62 206V208H65V207H63V205H61ZM60 206V207H61ZM87 206H90V205H87ZM94 206V205H93ZM183 206H184V204H183ZM14 207V206H13ZM81 208H82V206H80ZM207 207V208H208ZM66 208H68V207H66ZM85 208V207H84ZM112 208V209H111ZM12 209H14V208H12ZM70 209V208H69ZM68 209V210H69ZM87 208H85V210H86ZM89 210H90V207L88 208ZM87 209V210H88ZM61 210V209H60ZM60 210H57V211H59L60 212ZM63 210V209H62ZM68 210H66V211H68ZM84 210V211H85ZM87 210H86V213H87ZM112 210V211H111ZM213 210H214V208H213ZM11 211V210H10ZM13 211V210H12ZM14 211H16V208H15V210ZM71 211H72V209H71ZM78 211H80V210H78ZM91 211H93V210H91ZM90 211V212H91ZM217 211H219V210H217ZM217 211H215V212H217ZM17 212V211H16ZM16 212H15V214H16ZM18 212H20V211H18ZM63 212V211H62ZM61 212V213H62ZM64 212H65V210H64ZM63 212V213H64ZM70 211H68V213H69ZM81 212H82V214L81 215H83V211H82V209H81ZM80 212V213H81ZM89 212V213H90ZM94 212H95V209H94ZM206 212V211H205ZM205 212H203V213H205ZM207 212H208V210H207ZM212 212H214V211H212ZM10 213V212H9ZM13 213V212H12ZM11 213V214H12ZM55 213V212H54ZM62 213V214H63ZM92 213V212H91ZM90 213V214H91ZM222 213V212H221ZM59 214V213H58ZM72 214H73V212H72ZM75 214V213H74ZM78 214V213H77ZM89 214V215H90ZM95 214V213H94ZM94 214H92L93 216H94ZM256 214V213H255ZM5 215V214H4ZM16 215H18V214H16ZM65 215V214H64ZM63 215V216H64ZM68 215H70V213L68 214ZM67 215V216H68ZM80 215V214H79ZM86 215H88V214H86ZM95 215H97V214H95ZM109 215H110V217H109ZM164 215V214H163ZM162 215V216H163ZM63 216H62V218H63ZM77 216V215H76ZM75 216V217H76ZM166 216V215H165ZM163 217V218H166V217ZM15 218H17V216H14ZM56 217H58L57 215H56ZM55 217V218H56ZM61 217V216H60ZM59 217V218H60ZM70 217V216H69ZM80 217V216H79ZM79 217L77 216V218H75V219H79ZM87 217V216H86ZM85 217V218H86ZM89 217H91V216H89ZM54 218V219H55ZM83 218V217H82ZM88 218V217H87ZM86 218V219H87ZM95 218H96V216H95ZM95 218L93 219L92 218V220H95ZM193 218V219H192ZM201 218V217H200ZM10 219V218H9ZM8 219V220H9ZM13 219V218H12ZM11 219V220H12ZM18 219V218H17ZM16 219V220H17ZM52 219H53V217H52ZM66 219V218H65ZM69 219V218H68ZM74 219V220H75ZM85 219V220H86ZM174 219V218H173ZM7 220V221H8ZM58 219H56V221L55 222H59V221H57ZM60 220H62L61 218H60ZM63 220H64V218H63ZM70 220H72V219H70ZM88 220V221H87ZM86 221H87V223L89 224V225H92V221H91V218L89 219H87ZM162 217H161V215H160V217H159V215H158V217H156V218H150V222L151 223H153V222H162ZM5 221V220H4ZM13 221V220H12ZM11 221V222H12ZM84 221V220H83ZM83 221H81L80 223H82ZM98 221V220H97ZM166 221V220H165ZM246 221V220H245ZM16 222V221H15ZM61 222V221H60ZM64 222V221H63ZM62 222V223H63ZM76 222V221H75ZM91 222V223H90ZM161 222H160V224H161ZM181 222V221H180ZM241 222H243V221H241L240 220V223ZM249 222V221H248ZM21 223V222H20ZM19 223V224H20ZM52 223H53V221H52ZM66 223V222H65ZM70 223V222H69ZM76 223H78V221L76 222ZM84 223H85V221H84ZM162 223H164V222H162ZM246 223V222H245ZM15 225L14 226H16V224L17 223H14ZM18 224V225H19ZM71 224L73 225V223L71 222ZM182 224V225H181ZM1 225H0V227H1ZM6 225V224H5ZM5 225L4 226H2V227H5ZM56 225V224H55ZM55 225H53V227H55ZM58 225V224H57ZM61 225V224H60ZM81 225V224H80ZM84 225V224H83ZM99 225H101V224H99ZM158 225V224H157ZM65 226V225H64ZM70 226V225H69ZM75 226H76V224H75ZM87 226V225H86ZM97 226V225H96ZM19 227V226H18ZM21 227V226H20ZM22 227H23V224H22ZM53 227H51V228H53ZM57 227V226H56ZM71 227V226H70ZM76 227H78L79 228V223H78V226H76ZM76 227H74V228H76ZM81 227V226H80ZM88 227V226H87ZM86 227V228H87ZM99 227H102V226H99ZM228 227H230V228H228ZM61 228V227H60ZM78 228L76 229V233H78L77 232V230H78ZM90 228V227H89ZM105 228V227H104ZM175 228V227H174ZM183 228V229H182ZM23 229V228H22ZM21 229V230H22ZM26 229V228H25ZM58 229V228H57ZM62 229V233H63V228H61ZM66 229H67V226H66ZM71 229V228H70ZM83 229V228H82ZM88 229V228H87ZM99 229H101V228H99ZM182 229V230H181ZM239 229V228H238ZM72 230V229H71ZM84 230V229H83ZM91 231H93V228L91 227V229H90ZM89 230V231H90ZM102 230V229H101ZM104 230V229H103ZM166 230H169V229H166ZM172 230H173V228H172ZM258 230L260 231V233H261V236L262 237H264V227L263 226H259L258 227ZM12 231H14V230H12ZM20 231V230H19ZM56 231H58L57 233H59V230H56ZM243 231H244V229H243ZM242 231V232H243ZM251 231H253V230H251ZM46 232V231H45ZM51 232H52V230H51ZM64 232H65V230H64ZM74 231H72V233H73ZM95 232V231H94ZM98 232V231H97ZM103 232V231H102ZM108 232V231H107ZM156 233H157V231H155ZM20 233V232H19ZM19 233H18V236H17V238L16 239H18V241H19ZM24 233V232H23ZM23 233H21V234H23ZM54 233V232H53ZM60 233H61V231H60ZM83 233V232H82ZM89 234H90V232H88ZM20 234V235H21ZM56 234V233H55ZM54 234V235H55ZM69 234H71V232H69ZM242 234V233H241ZM26 235V234H25ZM57 235H59V234H57ZM78 235H79V233H78ZM102 235H104L103 233H102ZM157 235H159V234H156L155 236H153V237H155V239H156V236ZM230 235V236H231ZM69 236V235H68ZM73 237H74V235H72ZM80 236V235H79ZM91 237H92V235H90ZM89 235H88V237H90ZM97 236H99L98 235V233H97ZM21 237V236H20ZM27 237V236H26ZM60 237V236H59ZM66 237V236H65ZM69 237H71V235L69 236ZM75 237H76V235H75ZM74 237V238H75ZM78 237V236H77ZM76 237V238H77ZM94 237V236H93ZM152 237V238H153ZM159 237V236H158ZM157 237V238H158ZM74 238L72 239V241H74ZM76 238H75V240H76ZM80 238V237H79ZM151 238V239H152ZM215 238V239H214ZM233 238V237H232ZM239 238V237H238ZM14 239H15V237H14V233H12L11 231H7L6 229H4V230H2V228H0V261H2L1 263H3V261L4 260H7L8 261V259L11 257V259L12 258H20L19 259V264H24V258L22 257V255H24V251H23V246H22V242L20 243H18V244H16V243H14V244H16V245H13L12 243L14 242ZM78 239V238H77ZM90 239L91 238H89V241H90ZM150 239V241H152ZM234 239V238H233ZM23 240V239H22ZM21 240V241H22ZM28 240V239H27ZM69 240V239H68ZM78 240H80V239H78ZM78 240H76L77 242H79ZM83 240H84V238H83ZM154 240V239H153ZM156 240H158V239H156ZM85 241H87V240H85ZM95 241V240H94ZM150 241H148L147 240V244H150L149 242ZM234 241V240H233ZM238 241V240H237ZM27 242H29V241H27ZM26 242V243H27ZM161 242V241H160ZM167 242V241H166ZM166 242H164V246L165 245H169L170 243H166ZM82 243V242H81ZM166 243V244H165ZM235 243H236V241H235ZM156 244H158V243H156ZM232 244V243H231ZM237 244V243H236ZM236 244H235V246H236ZM239 244V243H238ZM26 245H24V247H25ZM93 246V245H92ZM149 246V245H148ZM151 246V247H150ZM148 248L149 249H151L150 250V252L153 250L154 251V247H152V243H151V245H150ZM173 247L172 248H170V249H173ZM241 247V246H240ZM154 248V249H153ZM25 249V248H24ZM157 249V248H156ZM88 250V249H87ZM86 250V251H87ZM148 250V249H147ZM216 250V249H215ZM214 250V251H215ZM63 251H66V250H63ZM84 251H85V249H84ZM88 251H90V250H88ZM149 251V250H148ZM152 251V252H153ZM213 251V252H214ZM70 252V251H69ZM145 252V251H144ZM150 252H148V255H146V256H149L150 257V255L149 254H151ZM171 252V251H170ZM237 252V251H236ZM239 252V251H238ZM27 253V252H26ZM219 253V252H218ZM245 253V252H244ZM263 253V252H262ZM172 254V252L170 253V255ZM174 254V253H173ZM220 254V253H219ZM233 254V253H232ZM264 254V253H263ZM165 255V254H164ZM187 255V256H186ZM215 255V254H214ZM234 255V254H233ZM151 256H152V254H151ZM182 256V255H181ZM178 257V256H177ZM176 257V259H178ZM180 257V256H179ZM207 257V256H206ZM211 257V256H210ZM235 257H237V256H235ZM262 257V254H257V255H254V256H252L251 258H248V260H246V261H243V262H240V263H238V264H253V263H255L256 261H258L260 258ZM192 258H194V259H192ZM232 258H234V257H232ZM212 259V258H211ZM237 259V258H236ZM235 259V260H236ZM13 260V259H12ZM16 260V259H15ZM7 261H5L6 263H7ZM167 261V260H166ZM184 262V261H183ZM237 262V261H236ZM10 263V262H9ZM17 263H18V259H17ZM162 263V262H161ZM160 263V264H161ZM168 263V262H167ZM201 263H202V261H201ZM157 264H159V263H157ZM164 264V263H163ZM170 264H175V261H174V263H171L170 262ZM176 264H180V263H177L176 262ZM212 264V263H211ZM215 264V263H214Z\"/></svg>", "mask_w": 264, "mask_h": 264}]
</instances>
